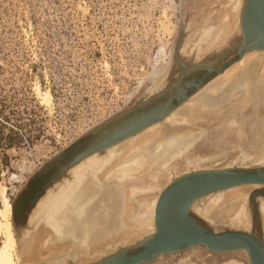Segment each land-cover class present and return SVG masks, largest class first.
Here are the masks:
<instances>
[{
    "label": "rangeland",
    "instance_id": "374dc122",
    "mask_svg": "<svg viewBox=\"0 0 264 264\" xmlns=\"http://www.w3.org/2000/svg\"><path fill=\"white\" fill-rule=\"evenodd\" d=\"M235 1L0 0V188L7 190L12 204V222L22 245L28 234L31 237L38 231L46 217L44 214L33 221L32 212L41 203L51 204L52 199L64 192L62 197L70 194L74 186L79 165L54 183L33 209L30 205L20 215V224L26 226L19 229L15 205L26 192L25 187L33 182L31 178L47 162L62 152L63 159L68 160L76 154L75 146L87 138L90 131L119 114L136 109L150 100V96L154 98L166 88H172L175 82L185 83L201 76L206 72L205 67L221 68L225 62L238 57L237 48L243 38L241 15L246 0H242L239 21L234 23L237 28L233 25V31L228 32L223 42L205 51L202 36L210 26L220 29L223 16ZM194 67L197 70H193ZM260 69L257 68L256 74ZM217 76L208 78L204 86L162 120V124L169 125L174 116H184L189 122L201 124L183 133L192 131L193 153L184 152L174 160L170 157L168 167L163 166L167 162H162L157 167L163 175L160 187L153 188L148 196H144L146 192L137 194L138 203L154 199L155 195L159 198L174 180L195 171L264 169V153L260 151L264 147V133L259 131L263 127L260 109L264 106L252 104L247 80L232 92L228 90L229 84L220 87L218 93L212 92V88H217ZM39 88L42 94L50 91L51 100H43ZM205 94L212 98L221 95V100L214 104L211 101L212 106L207 107L202 104L203 100L197 101ZM195 103L202 105L203 115H198L197 119L190 112ZM108 152L96 155L102 158ZM192 156L203 160L197 166L186 165V159ZM59 162L49 165L34 179L42 183L41 188L57 171ZM149 179L150 175L145 174L141 181L147 183ZM247 189L241 202L227 196L230 190L204 196L195 202L191 212L204 227L217 234L254 232L264 240V186L249 185ZM37 195H29L27 202L35 200ZM217 196L221 201L211 206ZM240 205H243L247 228L232 223ZM205 209L209 212L205 213ZM154 233L155 223L152 222L148 230L112 243L88 262L76 258L62 264H93L123 249L134 253L140 249V242ZM2 240L0 236V243ZM41 258L35 264H50L52 259H47L46 255ZM189 263L251 264L245 250L214 253L204 246L160 255L143 264Z\"/></svg>",
    "mask_w": 264,
    "mask_h": 264
},
{
    "label": "bare ground",
    "instance_id": "6f19581e",
    "mask_svg": "<svg viewBox=\"0 0 264 264\" xmlns=\"http://www.w3.org/2000/svg\"><path fill=\"white\" fill-rule=\"evenodd\" d=\"M241 6L242 0H236L223 16L221 20L222 25L219 30L218 26L217 28L210 26L202 33V36L204 35L203 41L206 43L204 45V47L206 46L205 51L211 50L221 43V41L223 42L224 37L229 35L228 32L231 33V31H233L231 28H233L234 23L239 21ZM235 26L236 25H234V27ZM235 28H237V26ZM250 52L251 53L248 55L245 54L241 59L233 63L232 66L227 67L222 74H219L215 82L217 88L211 87V90L215 92L225 84H229L228 90L232 92L239 87L243 81L246 82L247 80L250 83L249 98L252 104L257 107H259V105L264 106V50H253ZM194 68L193 70H197L196 67ZM257 68H261L258 74H256ZM191 70L192 69H190V71ZM175 83L178 84L179 81ZM181 85L178 86L183 87ZM177 89L178 87L170 94L172 97L178 95L176 93H178L181 88ZM37 90L43 97V100H51L52 95L50 91H46L42 94L40 88ZM165 90L170 91L172 89L166 88ZM150 97L152 98L153 96ZM209 97V95L205 94L200 96V100L197 99V101L203 100L201 101L202 104H207L208 107L216 102L219 103L221 100V95L214 96L213 98ZM166 101L167 100H164L162 102L164 103ZM201 108V103H195L194 107L190 110L191 113L193 112L192 115L196 119L198 115H203L200 112ZM260 110L262 112L260 114L263 127H260L259 131L263 134L264 108ZM173 120V123L169 125L168 123L162 124V120L156 122L136 136L125 140L124 143L109 148L107 150L109 152L104 157L99 158L94 154L79 163L74 176L72 192L62 197L64 192L60 197L52 199L51 204L46 206L41 203L39 207H36L37 209L32 212L31 220L33 221L36 217L39 218L44 214L46 217H44L43 225L39 227L36 233L31 235V237H29L28 234L23 245L22 242L19 241L14 229L12 222V204L7 195V190L6 188H0V236L3 238L0 243V264H33V262L35 264L37 260L40 261V259H42L41 257L45 255L47 259L56 255L59 256L58 258H52L50 262H48L50 264H62L65 261H71L68 259L76 258L87 261L90 257H95L105 252L112 243H119V241L125 240V237L136 236L138 232L141 234V232L148 230V226H150L152 222L155 223L157 205L164 191L159 198L153 195L154 199L149 198V201L144 200L145 203L143 202V204L140 202L138 203V199H136L135 196L141 194V192H146L144 193V196H146L153 188L160 187L159 185L161 184L163 175L162 170H159L157 167L162 162L169 161L170 157H172L171 160H174L176 156L184 152H189L191 154V148L195 141L191 137L192 131H190L191 133H183L185 130H195L193 127L201 124L200 122L194 121H190V123L184 116L182 118L174 116ZM109 121L110 120H108L107 123ZM128 122L129 125H131L134 123V119L131 118ZM188 122L192 125V128L188 125ZM160 123L162 125H160ZM260 151L264 153V147ZM262 158L264 159V157ZM187 159L186 165L192 164L193 166L199 165L200 161L203 160L202 157L200 159L195 156L191 157L192 160L190 158ZM169 165L171 164H168V162L163 163L165 167ZM145 174L150 175V179L147 183H142L141 178ZM28 185L25 187V191L28 190ZM247 186L249 187V185H242L230 188L228 189L230 190V194L228 193L227 196H230V199L233 198V201L241 202L245 199V195L249 190ZM251 186L257 187L264 185L256 184L250 185V187ZM219 201H221V197L217 196L216 199L211 202V206H213V203L217 205ZM195 202H197V200L192 203L189 210L193 218L194 216L191 209ZM35 204L32 209L35 207ZM208 212L209 211L205 209V213ZM243 217V205H240L239 211L236 213L232 223L238 227L247 228V223ZM25 226L26 224L24 223L19 224L18 228L22 229ZM60 254L63 256H60Z\"/></svg>",
    "mask_w": 264,
    "mask_h": 264
},
{
    "label": "water",
    "instance_id": "95a60500",
    "mask_svg": "<svg viewBox=\"0 0 264 264\" xmlns=\"http://www.w3.org/2000/svg\"><path fill=\"white\" fill-rule=\"evenodd\" d=\"M241 30L243 38L237 50V58L225 62L221 68L205 67L203 77L193 78L184 84H173L170 88L172 90H164L136 109L119 114L108 123L90 131L87 135L88 137L94 135L93 139L81 151L59 165L32 202L31 208L50 186L84 159L103 153L165 119L181 106L191 93L204 86L208 78L222 74L228 65L237 62L247 51L264 50V0H246L241 15ZM177 87L181 89L176 93L178 95L172 97L170 94ZM164 100L167 101L163 103ZM131 118L134 119V123L129 125L128 121ZM63 154L64 152L47 162L31 181L41 175L49 165L60 160ZM256 184L264 185V169L204 170L179 177L167 186L160 197L154 235L140 242V249L134 253L122 250L95 264H143L153 261L162 254L181 252L198 245H204L209 251L218 253L245 250L251 264H264V240L254 232L229 231L217 234L193 218L189 211L192 203L204 196L237 186Z\"/></svg>",
    "mask_w": 264,
    "mask_h": 264
},
{
    "label": "flooded vegetation",
    "instance_id": "af4514ba",
    "mask_svg": "<svg viewBox=\"0 0 264 264\" xmlns=\"http://www.w3.org/2000/svg\"><path fill=\"white\" fill-rule=\"evenodd\" d=\"M205 74V72L201 75V76H199V77H197V78H200V77H203V75ZM93 137H94V135H91V136H89V137H87V138H85L84 140H82L80 143H78L75 147H77L76 148V150H75V152L76 153H78L79 151H81L92 139H93ZM81 144H84L82 147H81ZM74 148V147H73ZM63 155H65V154H63ZM62 155V157L60 158V164H62V163H64L65 162V160L63 159V156ZM62 160V161H61ZM49 167V166H48ZM47 167V168H48ZM59 167V166H58ZM58 167H57V169H58ZM54 175V174H53ZM52 177V176H51ZM51 178H49L48 179V181L50 180ZM48 181L42 186V188L48 183ZM35 183H37L36 182V180L34 181L33 180V182H31L30 183V186H29V188H28V190L26 191V192H24V194L21 196L22 198H20L19 199V201H18V203L15 205V214H16V222L18 223V224H20L21 223V221H19V217H20V215L21 214H23L27 209H28V207L32 204V202H33V200H34V198L31 200H29L28 202H27V200H26V198H28V196L29 195H37V194H39L40 192H41V190H42V188L40 189V191L38 192H35ZM25 198H24V197ZM34 197V196H33Z\"/></svg>",
    "mask_w": 264,
    "mask_h": 264
},
{
    "label": "trees",
    "instance_id": "16d2710c",
    "mask_svg": "<svg viewBox=\"0 0 264 264\" xmlns=\"http://www.w3.org/2000/svg\"><path fill=\"white\" fill-rule=\"evenodd\" d=\"M35 184V192H37L41 188L42 183L38 180Z\"/></svg>",
    "mask_w": 264,
    "mask_h": 264
}]
</instances>
